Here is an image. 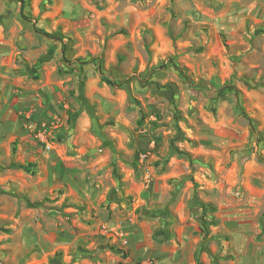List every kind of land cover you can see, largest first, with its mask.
Returning <instances> with one entry per match:
<instances>
[{"label": "rangeland", "instance_id": "1", "mask_svg": "<svg viewBox=\"0 0 264 264\" xmlns=\"http://www.w3.org/2000/svg\"><path fill=\"white\" fill-rule=\"evenodd\" d=\"M13 112L27 139L0 147V264H95L101 244L124 264H264V0H0ZM66 161L87 172L74 192ZM110 161L125 246L79 207Z\"/></svg>", "mask_w": 264, "mask_h": 264}, {"label": "crops", "instance_id": "2", "mask_svg": "<svg viewBox=\"0 0 264 264\" xmlns=\"http://www.w3.org/2000/svg\"><path fill=\"white\" fill-rule=\"evenodd\" d=\"M0 120V147L9 148V144L16 141V139L22 142V145L26 143L27 135L25 134L26 131L23 129V122L17 118L14 112L10 114L9 118H6V114H3V116L1 114ZM18 146L20 148V145ZM20 160L21 157L18 156L13 159L15 162ZM113 163V161H110L106 163L105 166L101 165L97 168L96 172L98 175L92 177L95 181L92 182L91 187L86 185L83 188L78 187L79 198H81V195H83L84 198L83 203L79 206L82 214L89 217L90 215H93L92 222L90 223V228L92 229L93 234L103 233L101 229L104 228H107V230L111 229L112 231L115 230V232H117L116 229L119 228L120 225H123V223L125 227V223L127 222L125 218H121L122 216H125V211H123L120 216L118 213L121 212L119 211V207L123 206L121 199L127 195L129 187H127L122 180H119L118 182L116 168ZM70 169H72L74 173H71ZM65 170L63 180H65L64 183L68 186L69 192H74L72 187L69 185L70 179H72L74 175H76L79 180L88 178V176L86 177V170L79 167H73L68 164L67 161L65 163ZM108 171L110 174L107 181L101 179ZM87 190L89 192H87ZM95 201H97V203H94ZM128 220L130 221V219ZM115 232L111 234V238L115 239ZM125 237L126 235H124V239L126 240ZM103 246H106V244L99 245V248H96L94 252L90 254L91 258H94L95 264L126 263V261L118 255L114 256L113 254L110 256V249H102ZM142 264H147V262H143Z\"/></svg>", "mask_w": 264, "mask_h": 264}, {"label": "trees", "instance_id": "3", "mask_svg": "<svg viewBox=\"0 0 264 264\" xmlns=\"http://www.w3.org/2000/svg\"><path fill=\"white\" fill-rule=\"evenodd\" d=\"M34 31L37 34H39V35H41L43 37H47V38H52V39L59 40V38H57L55 35L50 34V33L46 32V31H44L43 29L34 28ZM61 49H62V51L64 50V45L63 44H61ZM92 62H93V60L90 63H92ZM97 68H98V71L100 73L101 80L107 86H109V87H121L125 83V81L127 80L126 78H124L122 80H114L113 78H110V77L104 75L103 72H102V70L99 68V66H97ZM182 73H183L184 77L186 78L187 82L190 85H193L192 82H191V80H190V78L186 74H184V72H182ZM210 85H213V84H210ZM238 109L240 111V114L247 120V122L249 123V126L251 127V131L254 133L256 131L255 130L256 129L255 128V122L246 114V112L244 111L243 108H241L240 106H238ZM258 161H260L261 163L264 164V158H259ZM21 169H24V168H21ZM195 203H198V202L195 200ZM198 204H199V207L202 209V211H204L206 209L205 206H203L202 204H200V203H198ZM208 223L207 222H202L200 224V227H199L200 232L203 234V237L204 238H206L208 236V230H207V228H208L207 224ZM196 262L198 264V260H196Z\"/></svg>", "mask_w": 264, "mask_h": 264}, {"label": "built area", "instance_id": "4", "mask_svg": "<svg viewBox=\"0 0 264 264\" xmlns=\"http://www.w3.org/2000/svg\"><path fill=\"white\" fill-rule=\"evenodd\" d=\"M47 128L46 126H43V128L40 129H34V136L35 138L40 141L41 144H43L47 149H49V145L47 144ZM147 157V154H142L140 156V160L143 161L145 158ZM113 232H115V230H113ZM115 235H117L118 237H120L121 239V243L125 246L127 244V240L124 239V235L122 234V232H115Z\"/></svg>", "mask_w": 264, "mask_h": 264}]
</instances>
